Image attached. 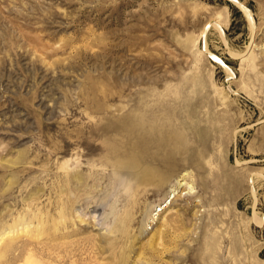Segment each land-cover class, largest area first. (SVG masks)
<instances>
[{
    "label": "rangeland",
    "instance_id": "1",
    "mask_svg": "<svg viewBox=\"0 0 264 264\" xmlns=\"http://www.w3.org/2000/svg\"><path fill=\"white\" fill-rule=\"evenodd\" d=\"M74 260L264 264V0H0V264Z\"/></svg>",
    "mask_w": 264,
    "mask_h": 264
},
{
    "label": "bare ground",
    "instance_id": "2",
    "mask_svg": "<svg viewBox=\"0 0 264 264\" xmlns=\"http://www.w3.org/2000/svg\"><path fill=\"white\" fill-rule=\"evenodd\" d=\"M139 156L137 154H135V153L129 154L128 158L122 164L125 165L126 167H128L130 170H133L136 167V165L138 164ZM139 166H140V164H139ZM149 170H152V173H151L152 174V178L159 179L162 184H164L165 182L168 181L167 180V176L163 175V173L162 172H159L157 169H154L153 170V168L151 167V168H149ZM130 172L132 173V176H133L134 171H130ZM169 172H170V170H169ZM76 176H77V174L74 175L73 174V171H69V173L67 174V178H66L67 179V182L68 183L72 182V180ZM134 178H135V176H134ZM145 180H147V179H145ZM128 184H129L128 187H127V197H128V200H130L132 202H136L138 200V196H139V189H138V187H135L133 185L131 186V184H132L131 181ZM169 195H171V194H169ZM168 203H169L168 199H166L163 203H161L160 210H163V209L167 208ZM107 226H109V225H107ZM63 245H65V242L63 243ZM62 260L65 261V262H67L68 261V256L67 255H62ZM81 262H84V261H82V260L81 261L80 260H74V261H71L70 264H81ZM84 264H86V263H84ZM93 264H96V263H93Z\"/></svg>",
    "mask_w": 264,
    "mask_h": 264
}]
</instances>
